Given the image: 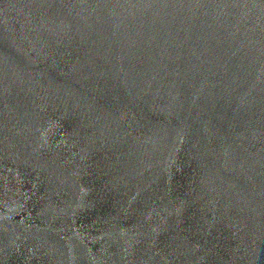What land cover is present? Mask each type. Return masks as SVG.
<instances>
[{
    "label": "water",
    "instance_id": "1",
    "mask_svg": "<svg viewBox=\"0 0 264 264\" xmlns=\"http://www.w3.org/2000/svg\"><path fill=\"white\" fill-rule=\"evenodd\" d=\"M0 264H264V0H0Z\"/></svg>",
    "mask_w": 264,
    "mask_h": 264
}]
</instances>
